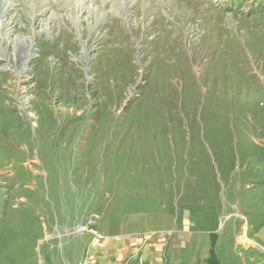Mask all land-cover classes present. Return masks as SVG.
Wrapping results in <instances>:
<instances>
[{"label":"rangeland","instance_id":"374dc122","mask_svg":"<svg viewBox=\"0 0 264 264\" xmlns=\"http://www.w3.org/2000/svg\"><path fill=\"white\" fill-rule=\"evenodd\" d=\"M40 1L2 16L9 66L25 63L16 35L34 56L18 76L0 59V264L64 254L39 238L61 228L84 167L99 181L134 173L155 211L165 194L175 209L220 208L210 234L178 233L211 239V264H264V191L245 186L264 174V0H47L43 16Z\"/></svg>","mask_w":264,"mask_h":264},{"label":"crops","instance_id":"0c3cea01","mask_svg":"<svg viewBox=\"0 0 264 264\" xmlns=\"http://www.w3.org/2000/svg\"><path fill=\"white\" fill-rule=\"evenodd\" d=\"M75 171L78 172L75 177L77 183L71 185L72 191L69 186L66 188L67 204H62L61 219L57 218L61 228L56 229L52 225L50 229L46 225L43 236L38 237L40 243L51 250L60 245L61 238L62 243L65 244L64 254L61 252L60 256L52 255L50 258L46 254L45 257L41 256L38 259L37 264H76L77 257L80 258L81 252L89 247L91 237L84 234L79 237L63 238L59 237V234L63 233L65 228L73 227L83 217L84 212L88 213L92 210L101 213L98 230L104 238L99 245H92L90 250L96 253L104 264L209 263L213 256L211 239L204 235L195 237L192 231L185 233L181 231L180 234L178 231L201 226L203 227L201 233L210 234L209 229L215 226L214 223L212 224L214 215L224 214L220 208L202 203L197 208L188 204L177 206L175 209L170 203L168 204L169 196L172 195L165 194L163 199L167 207L155 211L154 196L146 197L139 194L138 191L142 188L139 181L141 179L138 180L134 173L126 178L121 177L119 173V178L113 180L115 171L109 170V174L105 173L107 177L103 176L99 181L96 176L100 175L94 173L90 167L83 168L85 174L79 169ZM83 176L88 179L86 184L81 182ZM245 184L251 191H264V174L260 173L252 177ZM236 185L235 183L231 186L233 192ZM90 187L94 188L91 193ZM68 206L70 212L67 213ZM174 229L177 232L172 235L170 232ZM255 232L259 233L260 238L264 237V226L260 231L255 229ZM202 243L205 245L200 250L201 256L195 248L199 250ZM206 243L210 244L209 247H206ZM188 249L193 251L190 252ZM215 254L217 256V253ZM217 259L222 264V258L217 256Z\"/></svg>","mask_w":264,"mask_h":264},{"label":"bare ground","instance_id":"6f19581e","mask_svg":"<svg viewBox=\"0 0 264 264\" xmlns=\"http://www.w3.org/2000/svg\"><path fill=\"white\" fill-rule=\"evenodd\" d=\"M53 1V0H52ZM51 1V2H52ZM130 2L132 3L133 0H125V2ZM50 2V1H49ZM15 4V0H0V36L1 39L3 37L2 41H9L11 39V34L13 33V31H15L13 28L9 27V23L5 22L2 19L3 17H7L11 11V9L14 7ZM129 4V3H128ZM40 5L41 7L36 11L37 13H39L40 15L43 16L44 10H42V7H45L47 5V0H41L40 1ZM79 7V6H78ZM39 11V12H38ZM78 13V12H77ZM37 16V14H36ZM15 21V20H14ZM29 21V20H28ZM24 22V21H23ZM24 25V24H23ZM22 25V26H23ZM56 39V38H55ZM66 40V39H65ZM1 41V42H2ZM39 42V41H38ZM55 42V41H54ZM48 43V42H47ZM11 44L15 45V46H20L22 49H24V51L21 53L20 57L24 59L25 63L23 65L22 68H12L9 66V61L10 57L7 56V52L5 51V49H0V59L3 61H6L8 63V66H3L6 69H9L11 72H13L14 74L18 75H22L25 70H26V66H27V62H29V60L31 61V58L34 56L31 52L32 50V38H28L27 36H23L21 34L16 35L13 39V42H11ZM42 44V43H41ZM45 44V43H43ZM44 53V52H43ZM59 53V52H58ZM9 55V54H8ZM57 55V54H56ZM13 57H18V51L16 50L15 53L12 54ZM38 59L42 58V52L38 53ZM43 60V59H42ZM6 63V64H7ZM100 73V72H99ZM1 77V76H0ZM3 77V76H2ZM5 80V79H3ZM4 84V83H3ZM2 94V93H1ZM24 100V99H22ZM20 103V102H19ZM22 104V103H21ZM32 118L34 117L32 114L30 115ZM99 257V256H98ZM100 259V258H99Z\"/></svg>","mask_w":264,"mask_h":264},{"label":"built area","instance_id":"2783aa9c","mask_svg":"<svg viewBox=\"0 0 264 264\" xmlns=\"http://www.w3.org/2000/svg\"><path fill=\"white\" fill-rule=\"evenodd\" d=\"M85 217V216H84ZM82 218L73 227L65 228L64 232L59 234V237L68 235H84L88 234L92 239L89 242V247L85 251L84 257L80 260L79 264H104L98 255L90 250L92 245H97L104 236L99 232L97 225L98 220L95 216L91 215Z\"/></svg>","mask_w":264,"mask_h":264},{"label":"trees","instance_id":"16d2710c","mask_svg":"<svg viewBox=\"0 0 264 264\" xmlns=\"http://www.w3.org/2000/svg\"><path fill=\"white\" fill-rule=\"evenodd\" d=\"M213 256H214V253H213ZM213 256H212V258H211L210 261H209L210 264H211V262H212V259L214 258ZM218 264H221V263L218 262Z\"/></svg>","mask_w":264,"mask_h":264}]
</instances>
